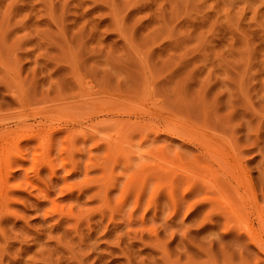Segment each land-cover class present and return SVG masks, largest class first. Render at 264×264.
<instances>
[{"label":"rangeland","instance_id":"374dc122","mask_svg":"<svg viewBox=\"0 0 264 264\" xmlns=\"http://www.w3.org/2000/svg\"><path fill=\"white\" fill-rule=\"evenodd\" d=\"M5 130L0 264H264L208 182L264 209V0H0Z\"/></svg>","mask_w":264,"mask_h":264},{"label":"bare ground","instance_id":"6f19581e","mask_svg":"<svg viewBox=\"0 0 264 264\" xmlns=\"http://www.w3.org/2000/svg\"><path fill=\"white\" fill-rule=\"evenodd\" d=\"M128 124H129V122H128ZM136 127H137V129L139 131H142V130H144L146 128V125H144L142 123H137ZM168 129H169V127H168ZM11 130H5L3 133H0L1 134L0 138L5 140V147L3 149L0 148V158L4 157L3 158L4 167L6 168V171L8 172L7 175L4 178L0 179V194H1L2 197H6V195H8L9 193H12L11 192L12 189L14 190L15 188H19L18 186L11 185L9 180L14 177L15 171L21 170L23 168L24 163L26 161V158L24 156H21L19 154L18 155H16V154L15 155H11L8 152H10V149L12 147H14V148L16 147V151H17V148L19 147V144H21L20 142H22L23 139H25V142L23 143V144H25V146L28 145V143H29L28 140H30V141L32 140L33 141V139H35V136L31 137L30 134L29 135L21 134L20 136L19 135L17 136V140L15 142L12 139H13V136H15L17 134V131L15 130L16 131L15 132V131H11ZM150 131H152V129H150ZM31 135H33V134H31ZM158 135H160V133L154 134L153 138L151 139V142L156 141ZM171 135H173V134H171ZM36 137H38L37 134H36ZM10 140H12V142H10ZM13 141H14V143H13ZM9 142L11 143L12 147H11V145H9L10 144ZM202 143L203 142H201V144ZM202 146L204 147V145H202ZM45 162H44L45 165L43 164V166L44 167L47 166V168L46 167L45 168L47 170L49 169L50 170L49 172H51L52 174H55L56 172H53L54 169L52 170V168H54V165H52V163H51L52 161L51 162L48 161L46 163ZM58 166L60 167V171H61V169L65 170V164L64 163L61 162V163L58 164ZM232 167H234V166H232ZM73 168H74V165H73ZM227 168H228V166H227ZM14 169H16V170H14ZM228 171H230V172L228 173ZM228 171H227L228 176L230 175V177H232V175H233V178L235 179V181L237 183H239V182L241 183V181H242V183H244L243 182V177H242V180H241V174L240 173L237 174V172H235L237 170H235L234 168H231V169L228 168ZM64 172H66V171H64ZM209 172L212 173L211 171H209ZM238 172H239V170H238ZM227 173L225 174V176H227ZM211 176H213V178L215 179V178H217L218 175L216 173H213V174H211ZM185 178H184V180H185ZM61 180L64 181L65 179H61ZM208 182H210V187L215 191V199L213 198L211 200L212 205H219V206H222V208L224 207L225 208V212L227 211V214L229 213V214H231L230 216H232V217L234 216V218H237L239 220V223H241V226L243 227V229H242L241 226L239 225L240 226L239 229H241V232L246 236V238L248 239V242L250 244H252L256 248V250L258 251L259 254L264 256V240H262V237H264V209H262L259 206L260 203L258 204V202L256 200V197H255V195L252 192L251 185H249L247 187L248 188V192L247 191H243V192L239 193L237 188H236L233 192H235V195H237L235 197V199L237 197L238 198H237V200H235V199L232 200L233 198L231 199L229 197L230 195L228 196L227 194H225L224 192L219 190L218 187L215 185V183H213V181H209L208 180ZM231 197H233L232 194H231ZM250 216L251 217L254 216L252 218L257 219V221L259 222V226L257 228L254 227V225L250 222L251 221V219H249ZM237 237H239V235ZM240 238H242V235H241ZM240 238H238V239H240ZM248 244H246V246L250 247V244L249 245ZM258 253H256V255Z\"/></svg>","mask_w":264,"mask_h":264}]
</instances>
